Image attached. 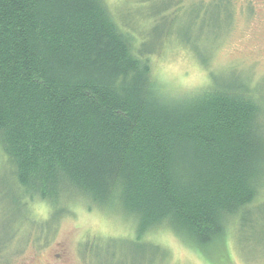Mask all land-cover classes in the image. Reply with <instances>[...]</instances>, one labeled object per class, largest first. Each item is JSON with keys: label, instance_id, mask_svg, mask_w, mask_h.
I'll return each instance as SVG.
<instances>
[{"label": "trees", "instance_id": "16d2710c", "mask_svg": "<svg viewBox=\"0 0 264 264\" xmlns=\"http://www.w3.org/2000/svg\"><path fill=\"white\" fill-rule=\"evenodd\" d=\"M153 1L124 22L104 0H0L3 184L25 212L0 240L3 260L17 235L47 240L79 201L131 222L119 264L165 262L167 250L150 239L161 229L209 264L215 252L230 264L227 229L264 191V106L253 80L209 69L213 49L205 55L190 25L156 31L155 18L166 23L175 6L174 21L184 6L170 0L148 12ZM199 3L222 5L216 20L229 22L230 0ZM200 19L194 10L190 24ZM169 43L207 70L206 85L173 95L156 81L151 55ZM34 204L47 206L46 220L32 215Z\"/></svg>", "mask_w": 264, "mask_h": 264}, {"label": "rangeland", "instance_id": "374dc122", "mask_svg": "<svg viewBox=\"0 0 264 264\" xmlns=\"http://www.w3.org/2000/svg\"><path fill=\"white\" fill-rule=\"evenodd\" d=\"M104 1L111 13L124 22L133 20L135 17L131 14L137 16L134 13L142 8V4L145 5L143 0ZM169 1L150 2L148 12L151 9L157 12L159 7ZM174 1H179L184 7L192 1L198 5L193 9L191 5L183 7L179 17L172 21L173 16L169 15L174 10L173 6L168 10L166 23L155 18L152 27L158 31L163 27L173 30L190 25V30L201 33L205 55L213 49L209 69L253 80V88L264 106V0H230L229 22L225 15H222V21L216 20L224 11L222 5L199 3L202 0ZM194 10L201 19L193 27L190 17ZM151 58L153 77L173 95L190 92L207 84V70L200 66L185 46L163 44L162 49L153 53ZM4 165L0 151V240H7L11 228L15 229L25 215L23 210L14 208L7 199L10 196L3 184L7 174ZM76 202L69 205L65 216L54 221V233H49L47 240L41 235L39 240L30 237L28 242H24L25 235H17L5 255L7 261L0 258V264H119L123 258L117 249L126 246L127 242L123 240L132 237L131 222L113 210L108 214L102 213L94 208L86 209L82 203ZM31 211L35 218L46 220L49 209L45 205L34 204ZM227 232L230 264H264V191L243 222L237 221L235 228L231 225ZM109 239L117 240L115 247L108 248ZM150 239L168 252V259L161 264H209L167 230H157ZM221 252V255L225 253L223 250ZM214 255L218 264V252ZM220 264L224 263L221 261Z\"/></svg>", "mask_w": 264, "mask_h": 264}]
</instances>
